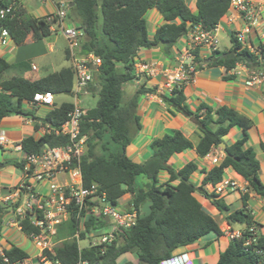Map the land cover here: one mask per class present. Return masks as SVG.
<instances>
[{
	"label": "trees",
	"instance_id": "16d2710c",
	"mask_svg": "<svg viewBox=\"0 0 264 264\" xmlns=\"http://www.w3.org/2000/svg\"><path fill=\"white\" fill-rule=\"evenodd\" d=\"M66 1L69 3L68 21L73 23L70 26L85 33L82 53H92L102 61L94 74V83L89 87L91 94L98 95L97 105L83 108L80 123L79 139H85L86 150L79 161H72L71 166L80 168L84 187L98 185V195H105L106 201L116 207L123 196L130 194L127 210L133 208L138 217L134 226L120 228L112 243L89 244L82 249L76 240L68 239L74 235L77 226L76 217H72L58 227L56 239L65 241L54 249V254L46 251L44 255L61 264H118L126 254L135 256L138 261L126 264H162L171 259L179 248L192 245L211 232L223 235L216 219L203 209L197 193L209 200L220 214H226L229 225L241 224L246 229L251 226L259 229L260 225L253 220L247 208L249 195L242 196V209L233 210L224 197L207 190L209 185L220 183L229 169L249 183L252 193L264 196V183L259 177L260 162L254 149L246 147L252 123L236 110L226 106L214 109L205 103L192 110L184 87H175L162 98L171 113H180L197 124L201 136L196 147L181 131L175 130L152 142L154 152L147 161L136 163L127 155L133 136L141 130V119L137 114L139 97L156 92L154 88L141 85L132 98L125 99V86L136 79L139 50L160 47L168 55L179 40L196 27L214 31L229 11L232 0H197V13L190 10L186 0ZM12 4L11 0H0V11ZM20 4L16 0L13 12L0 19L1 27L8 31L13 42L23 45L28 39L41 41L50 37L55 21L50 22L47 17L35 18ZM152 9L158 10L166 23L150 37L145 16ZM231 43L229 50L217 51L206 59L207 67H224L232 71L243 64L249 69L264 70V44H259L252 51L238 40L237 33L231 35ZM66 58L70 60L68 50ZM120 67L122 72H119ZM8 68L9 63L0 58V123L7 117L22 116L38 122L36 131L41 125L53 130L61 128L74 109V103L55 104L44 118L36 116L27 107L33 104L37 94L57 96L71 92L74 86L72 67L33 81L23 77L3 79ZM232 77L228 75L224 79ZM233 128L241 129L243 136L225 147L219 164L200 169L197 163L189 162L180 170L170 164L174 155L194 148L198 156L206 157L213 148L218 149L224 143V138ZM70 143L69 136L53 132L41 137L29 136L20 143L25 157L8 164L25 170L28 156L41 155L47 148L66 147ZM0 149H3L1 145ZM162 173L167 174L164 182L160 179ZM195 173L204 175L200 186L193 181ZM147 202H151L152 212L141 218L142 208ZM84 215L85 211L81 216ZM39 218L43 215L40 214ZM19 225L26 236L40 233L39 228L31 224L30 216L20 220ZM108 225V219L103 217L87 218L80 240H85L92 232L99 236ZM5 256L10 262L30 257L27 251L15 245L5 251ZM217 264H264V234L259 235L257 245L249 247L244 246V240L231 241L220 254Z\"/></svg>",
	"mask_w": 264,
	"mask_h": 264
},
{
	"label": "crops",
	"instance_id": "0c3cea01",
	"mask_svg": "<svg viewBox=\"0 0 264 264\" xmlns=\"http://www.w3.org/2000/svg\"><path fill=\"white\" fill-rule=\"evenodd\" d=\"M19 1L21 2L20 5L22 8L35 18L47 17L56 12V6L52 0ZM250 1L258 9V24L250 32L245 34L243 44L255 51L259 44H264V0ZM196 2L197 0H186L188 7L193 13H197ZM145 18L147 20L150 37L154 36L158 27L166 23L164 17L156 9L150 10ZM176 22L179 23V21ZM66 24L73 25L68 20ZM246 28L247 22L245 19L233 9H229L227 14L221 19L216 30V35L219 39L220 35L227 34L231 41V35L233 33H243ZM52 31V35L44 40L33 41L32 39H28L23 45H16L10 37H7L5 42L0 44V58L5 59L9 63V68L3 74L2 78L23 77L33 81L54 73L57 42L63 39L65 43V58L68 44L59 29ZM188 41V36L180 39L178 45L172 48L168 55L160 47L151 49L143 48L138 52L136 58V79L131 84L125 86V99L132 98L141 85H144L148 89L154 88L156 92L147 93L139 97L137 114L141 119V130L133 136L132 143L127 148V155L136 163H143L151 157L154 152L151 147L153 141L161 139L166 134H171L175 130L181 131L192 141L195 147L200 140L201 133L197 124L191 118L185 117L180 113H171L169 106L162 98L163 95L170 94V90L166 86L167 79L162 73H170L173 71L182 51L188 47ZM231 47L232 43L227 50ZM218 51L224 52L220 50L219 46ZM202 56L208 57L209 55L207 52H203ZM68 62L69 65L67 67H70V60ZM141 64H147L150 67L156 68L158 73L154 76L141 74L139 72V66ZM257 71L259 70L249 69L242 64H239L232 71H227L224 67H205L195 75L190 83L184 85V89L187 103L192 110H196L202 103L214 109L226 106L251 120L252 125L248 131L249 140L246 147L254 149L256 158L260 162L259 177L264 183V150L262 149V145L264 144V83L254 86H247L246 84L249 75ZM228 75L233 77L225 80L224 77ZM89 94L92 95L90 92L86 95ZM27 108L31 109L36 116H39V112L47 113L52 107L31 104ZM36 124L38 122L33 118L22 116L7 117L0 123V136L6 138V143L2 146L3 149H0V164L5 165H0V199L13 196L15 190L23 181H29L35 191L43 194L49 193V189L44 193L45 186L42 185L43 182L49 183L47 180L42 182H36L32 178L28 180L26 173L27 166H25V170H20L8 164L25 157L20 146V143L25 138L32 135L35 137H41L43 135L42 126H40L38 131L35 130ZM242 136L241 129L233 128L224 138L223 142L226 146H230L240 140ZM223 157L224 149L221 146L218 149L213 148L206 157L198 156L194 148L182 154L174 155L170 160V164L175 169L180 170L189 162H195L199 165L200 169H209L216 165L212 162L214 158L222 161ZM224 177L233 178L237 181L243 180L241 176L229 169L225 171ZM203 178V174L195 173L193 181L197 186H200ZM160 179L162 182L166 181L167 174L162 173ZM68 180V174L64 173L56 177V181L59 183ZM207 190H209V186ZM126 195L130 196V201L131 195ZM123 197L118 206L121 210L127 209L124 208L122 203ZM196 197L209 215L214 218L218 215L221 221L219 225L223 235L218 236L216 233L211 232L202 237L198 242L179 248L175 251L174 256H184L191 264H217L220 254L230 245L231 241L225 236L224 230L227 226L231 225L225 219L226 214H220L210 204L209 200L199 193L196 194ZM224 199L233 210L243 208L242 195L238 192L231 193L225 196ZM247 208L253 220L260 225L259 233L264 234V196H259L251 192ZM236 225H240V227L236 228L235 225H232L231 228L234 230H244L246 228L245 225ZM28 242L37 251L34 243L16 225L11 211V204L0 202V246L2 249L6 251L14 245L18 246L30 255L27 258L28 264H37V254L34 256L31 255V250L27 248L29 245ZM92 242L90 241L89 244ZM80 247L84 248L82 246ZM129 261L138 262L135 256L126 254L120 258L118 264H126Z\"/></svg>",
	"mask_w": 264,
	"mask_h": 264
},
{
	"label": "built area",
	"instance_id": "2783aa9c",
	"mask_svg": "<svg viewBox=\"0 0 264 264\" xmlns=\"http://www.w3.org/2000/svg\"><path fill=\"white\" fill-rule=\"evenodd\" d=\"M13 4L9 8L0 11V19H3L13 12ZM56 6V12L47 16V20L54 22L52 30L59 29L68 44L71 67L74 72V86L71 91L74 97V109L69 113L68 119L61 128L53 130L48 126L41 125L43 135L55 133L56 135H66L70 137L71 143L66 147L47 148L41 155L27 157V177L36 182L47 180L49 182V193L43 194L32 187L29 181H23L15 190L13 196L0 199V202L10 203L11 211L16 225L25 217H31V224L39 228L40 233H31L27 237L37 248L36 259L41 264H61L58 261L48 259L44 253L48 251L54 254V249L63 243V240L55 239L58 227L76 217V231L70 239L80 243V233L84 230V221L89 217L108 219L109 226H106L99 236L94 232L87 234V238L98 237L93 245H105L116 240L117 231L120 228H130L136 224L138 212L133 208L121 210L106 201L105 195H98V185L86 188L83 185L82 175L78 166L72 167V161L80 160L86 150L85 139H79L80 123L83 115V107L80 106V96L89 92V87L94 83V74L102 61L94 54L82 53V44L85 38L83 30L66 24L69 14V3L66 0H52ZM230 9L242 16L247 22V28L243 33H238V40L243 43L245 34L258 24V9L250 0H232ZM214 31H204L200 26L196 27L188 34V47L185 48L172 72L162 73L166 79V86L170 92L175 87H184L190 83L195 75L207 67L206 59L218 51L219 39ZM9 37L8 31L0 25V44ZM251 49V48H250ZM252 50V49H251ZM254 51V50H252ZM203 52L208 53V57L202 56ZM243 65V64H242ZM245 66V65H244ZM139 72L147 76H154L158 70L147 64L139 66ZM264 83V70L249 75L247 86H254ZM33 104L40 106L54 107V96L51 93L37 94ZM6 143V138L0 136V145ZM213 164H219L221 160L214 158ZM30 171V172H29ZM68 174L69 180L63 183L56 181V177L61 174ZM209 192L225 197L231 193L238 192L242 196L250 195L249 183L246 180L237 181L233 178H223L217 185H209ZM85 211V215L82 212ZM43 218H39V215ZM22 232V231H21ZM245 233H247L245 235ZM225 236L230 241L244 240V246L257 245L259 240V229L256 226L245 228L244 230H234L227 226L224 230ZM80 249H82L80 247ZM0 264H28L27 259L10 262L5 256V251L0 246ZM79 264H88L81 262ZM162 264H191L184 256H173L165 260Z\"/></svg>",
	"mask_w": 264,
	"mask_h": 264
},
{
	"label": "rangeland",
	"instance_id": "374dc122",
	"mask_svg": "<svg viewBox=\"0 0 264 264\" xmlns=\"http://www.w3.org/2000/svg\"><path fill=\"white\" fill-rule=\"evenodd\" d=\"M99 24H101V16H100V19H99ZM64 41L63 39H60L59 42H57V54L55 55V71L54 72H58L60 70H62L63 68L67 67L69 65V62L68 60L65 58V54H64V48H65V45H64ZM231 46V41H230V37L227 35V34H224V35H220V38H219V47H220V50L221 51H225L227 50L229 47ZM122 68L120 67L119 68V72H122ZM54 99H55V102L56 104H60L62 102H72L74 103V97L71 95V96H67V95H57V96H54ZM80 106L83 107V108H93L97 105V101H98V95L97 94H92V95H81L80 96ZM46 108V107H45ZM46 115L45 112H39V117L41 118H44ZM195 176V175H194ZM194 179V177H193ZM41 185V184H40ZM42 185L45 186V189H44V193H46L49 189V183H45L43 182ZM130 199V196L129 195H126L123 197V200H122V203L124 205V208H127V202L129 201ZM215 219L218 223H221L218 215L215 216ZM236 228H239L240 225H235ZM98 237H93L91 239H88L86 238L85 240H81L80 241V246L82 247H85L89 244L90 241H96ZM28 247L29 248L28 250H31L32 252V256L36 255L37 254V251L33 248V246L31 245L30 242H28ZM37 264H41L39 261L37 262Z\"/></svg>",
	"mask_w": 264,
	"mask_h": 264
},
{
	"label": "water",
	"instance_id": "95a60500",
	"mask_svg": "<svg viewBox=\"0 0 264 264\" xmlns=\"http://www.w3.org/2000/svg\"><path fill=\"white\" fill-rule=\"evenodd\" d=\"M71 6H72V5H71ZM95 9L97 10L98 7L95 6ZM65 95H67V96H71L72 93H71V92H67V93H65ZM220 146H221L223 149H225V147H226V145H225L224 143L220 144ZM0 165H1V166H5L4 164H0ZM150 206H151V202H147V203L143 206V208H142L141 218H146V217H148V216L151 214L152 209H151Z\"/></svg>",
	"mask_w": 264,
	"mask_h": 264
}]
</instances>
